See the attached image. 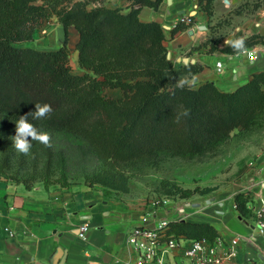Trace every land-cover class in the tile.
Masks as SVG:
<instances>
[{
	"label": "trees",
	"instance_id": "1",
	"mask_svg": "<svg viewBox=\"0 0 264 264\" xmlns=\"http://www.w3.org/2000/svg\"><path fill=\"white\" fill-rule=\"evenodd\" d=\"M90 1L0 0V129L16 127L19 117L34 111L36 103H47L51 115L40 120L29 116V122L47 133H69L89 146L101 165L88 173V184L129 192L126 164L150 162L158 153L193 158L234 129L248 128L264 116V69L236 89L221 91L211 82H191L199 66L175 67L167 56L162 24L139 18L143 5L158 7L162 0H132L128 11L105 4L89 9ZM53 15L66 29L59 47L22 44ZM190 17V24L177 22L171 32L191 26L195 19ZM69 25L79 32L78 65L89 72L72 68ZM258 42L264 43V36L246 41V47ZM224 50L234 53L231 47ZM180 79L187 81L183 88L177 87ZM105 88H120L122 95L106 96ZM53 154L52 147L33 141L27 156L42 160L49 170ZM9 157L6 151L1 170ZM17 182L33 185L28 179ZM54 182L60 180L46 178L44 184ZM60 184L72 183L66 179ZM179 192L181 188L168 191ZM234 198L245 215L249 197L240 192ZM167 226L169 235L210 240L219 236L207 221L170 220Z\"/></svg>",
	"mask_w": 264,
	"mask_h": 264
},
{
	"label": "crops",
	"instance_id": "2",
	"mask_svg": "<svg viewBox=\"0 0 264 264\" xmlns=\"http://www.w3.org/2000/svg\"><path fill=\"white\" fill-rule=\"evenodd\" d=\"M105 1L109 7L122 5L124 11L132 5V0ZM246 1L224 0L228 4L224 5L223 0H216L215 9L229 12ZM186 14L193 15L195 22L186 30L172 33L179 15ZM139 18L162 24L168 37L167 52L176 68L186 63L199 66L191 79L196 85L211 82L221 91H232L264 69L262 42L247 48L257 53L254 59L247 53L238 55L223 50L221 42L214 43L218 48L212 50H207L209 45H200L206 36L200 25L208 17L199 9L197 0H162L158 7L143 5ZM234 21H240L246 34L264 36V1ZM67 32L75 45L78 30L69 25ZM61 44L55 36V48ZM85 70L79 66L77 71ZM108 89L118 95L122 91ZM261 129L258 144L251 145L237 189L220 202V209L215 207L214 212L206 213L208 217L201 218L197 202L187 203L178 209L182 214L176 218L210 222L225 240L243 235L234 264H264V232L259 231L254 218V210L264 200V123ZM240 192L249 197L245 215L236 208L234 197ZM122 193L86 181L70 185L35 183L27 187L22 182L0 179V264H133L137 253L126 241L129 230L136 225L156 224L168 210L155 212L151 206L139 207ZM82 226L87 229L82 230ZM169 261L188 264L177 254Z\"/></svg>",
	"mask_w": 264,
	"mask_h": 264
},
{
	"label": "rangeland",
	"instance_id": "3",
	"mask_svg": "<svg viewBox=\"0 0 264 264\" xmlns=\"http://www.w3.org/2000/svg\"><path fill=\"white\" fill-rule=\"evenodd\" d=\"M262 1L264 0H248L235 6L229 12L222 11L220 8L217 12L216 0H202V5L197 0L199 9L208 17V21L200 25L201 29L206 31L205 39L200 45L206 47L209 45L207 50H212L218 48L214 43L221 42L224 50L230 48L225 43L226 39L242 37L245 42L256 41L260 35L246 34L240 21L236 22L234 19L253 11ZM104 2L106 1L92 0L88 8L103 5ZM223 4L228 5L224 0ZM117 7L123 8L122 5ZM58 25L57 17L53 15L37 27L31 40L22 44L40 49L55 48ZM166 40H168L167 35ZM59 41L63 43L62 40L59 39ZM67 44L73 70L77 73L89 72V70L77 71L79 69L78 58L76 59L77 43L74 45L71 37H68ZM102 93L115 98L122 95V91L118 95L108 88L103 89ZM263 123L264 116L248 128H236L223 141L193 158L158 153L150 162L126 164L124 168L130 176V191L121 195L127 201L139 204V207L151 206L155 212L157 209L168 210L161 220H176L182 214L178 209L186 207L187 203L193 204V202L199 203L197 209L201 211L200 217H208L206 213L214 212L215 207L220 209V202L229 195L232 196L234 190L237 189L239 177L246 168L245 161L250 155L251 145L258 144V135L262 131ZM9 128L0 129V165L3 163L5 152H10L8 164L3 170L0 169V179L13 182H17V179H28L33 184H44L46 178L50 181L60 180V182L49 184H60L67 179L68 182L78 183L85 181L88 173H92L101 165L100 160L84 141L69 133L50 131L51 147L54 153L53 162L51 168L45 170L42 160L36 161L14 149L12 137L15 136L16 127ZM177 188H181L182 192L176 195L168 193L169 190L176 191ZM206 189L211 190L205 192ZM185 261L187 262L188 259Z\"/></svg>",
	"mask_w": 264,
	"mask_h": 264
},
{
	"label": "built area",
	"instance_id": "4",
	"mask_svg": "<svg viewBox=\"0 0 264 264\" xmlns=\"http://www.w3.org/2000/svg\"><path fill=\"white\" fill-rule=\"evenodd\" d=\"M177 22L190 24L191 17L188 14L179 15ZM247 54L250 59L257 56L254 50H248ZM254 218L259 231L264 232V200L254 210ZM167 223L166 220H160L152 226L141 224L129 230L126 241L137 253L133 264H171L169 259L174 258L175 254L188 259V264H234L243 235L237 234L230 240L219 236L214 240L190 239L182 235H169ZM81 229L87 227L82 226Z\"/></svg>",
	"mask_w": 264,
	"mask_h": 264
},
{
	"label": "clouds",
	"instance_id": "5",
	"mask_svg": "<svg viewBox=\"0 0 264 264\" xmlns=\"http://www.w3.org/2000/svg\"><path fill=\"white\" fill-rule=\"evenodd\" d=\"M225 43L238 55H243L248 52L246 42L242 37L226 39ZM186 84L187 81L185 79L177 81V87L183 88ZM52 112L53 109L51 105L47 103H36L34 111L19 117L16 121V134L12 137L13 147L17 152L28 155L32 148L33 141L43 144L45 147L52 146L51 135L38 129L33 123L29 122L28 119L29 116H31L34 120L45 119L49 117ZM183 115L187 116L188 112L185 111Z\"/></svg>",
	"mask_w": 264,
	"mask_h": 264
},
{
	"label": "water",
	"instance_id": "6",
	"mask_svg": "<svg viewBox=\"0 0 264 264\" xmlns=\"http://www.w3.org/2000/svg\"><path fill=\"white\" fill-rule=\"evenodd\" d=\"M189 32L191 33L192 29ZM57 34H58V38L64 42L65 39H66V29H65V27L62 26V25L57 26ZM167 56L169 58L168 52H167ZM179 60H181V59H179ZM185 61L187 62L188 59L186 58ZM207 202L209 203L210 201L208 200ZM196 205H199V203H196Z\"/></svg>",
	"mask_w": 264,
	"mask_h": 264
}]
</instances>
